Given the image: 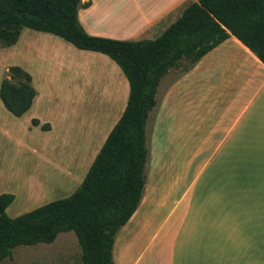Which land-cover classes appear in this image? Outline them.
Listing matches in <instances>:
<instances>
[{"label":"crops","instance_id":"0c3cea01","mask_svg":"<svg viewBox=\"0 0 264 264\" xmlns=\"http://www.w3.org/2000/svg\"><path fill=\"white\" fill-rule=\"evenodd\" d=\"M87 1L90 6L79 9L78 18L88 34L129 41L139 40V36L144 35L141 29H155L166 22L165 28L168 27L188 5V0H151L148 4L132 0L130 7L119 13L114 11L117 13L114 20L122 28L113 31L85 23V13L94 15L96 22L103 17V8L94 0H83V3ZM172 13L177 15L167 20ZM106 17L110 18L111 14ZM28 43L19 44L21 56L26 58L28 50L34 56H44L42 49ZM80 51L89 52L90 56L115 70L107 59H100V53ZM69 68L74 66L69 65ZM177 68L168 71L158 88L163 84L164 115L168 101L172 97L178 99L182 115L178 133L180 139L191 140L190 155L195 157L196 178L175 201L170 202L167 195L155 197L156 186L150 185L148 176L138 208L115 235L114 264H264V64L230 36L193 65ZM84 72L80 70V77ZM76 73L78 76L79 72ZM158 88L156 97L161 92V87ZM38 99L36 91L26 113ZM125 105L126 102L121 104L110 130ZM154 108L158 109L157 99ZM173 114L169 113V116ZM158 115L156 110L154 124ZM52 117L31 118L21 143L27 144L28 134L38 130L44 141L36 154L44 156L50 150L54 157L59 152L66 153L68 174L77 171V163L83 162L80 166L83 169L89 158V169L103 145H97L93 150L97 143L96 133L83 132L78 139L72 140L71 123L63 128L65 131L60 130L58 126L63 123L58 119L59 113L54 112ZM33 120L39 125H34ZM148 122L146 137L150 134L148 130L153 131L150 129L151 117ZM43 123H48L50 128L41 131L39 126ZM65 124L68 125L67 120ZM2 130L0 134H3ZM4 133L9 135L8 131ZM108 133L105 132L104 141ZM91 150L92 158L88 156ZM207 171H210V181H199ZM177 182L174 180L165 190L172 189ZM197 183L205 189L210 188L211 192L197 193ZM161 210L167 212L159 219Z\"/></svg>","mask_w":264,"mask_h":264},{"label":"trees","instance_id":"16d2710c","mask_svg":"<svg viewBox=\"0 0 264 264\" xmlns=\"http://www.w3.org/2000/svg\"><path fill=\"white\" fill-rule=\"evenodd\" d=\"M89 6L83 0H0L1 46L15 45L24 28L48 33L78 50L107 56L128 83L124 111L70 196L11 218L6 209L14 195L0 194V264L11 259L16 247L51 244L65 232L76 236L81 264H114L115 235L142 199L146 124L161 79L183 61L193 65L230 36L264 64V0H196L157 37L137 41L88 34L78 12ZM31 82L19 66L9 67L0 82V101L15 117L32 106L36 91Z\"/></svg>","mask_w":264,"mask_h":264},{"label":"rangeland","instance_id":"374dc122","mask_svg":"<svg viewBox=\"0 0 264 264\" xmlns=\"http://www.w3.org/2000/svg\"><path fill=\"white\" fill-rule=\"evenodd\" d=\"M94 1L96 5L103 8V17L96 22L94 15L85 13L84 20L90 25H98L101 30L121 29L122 27L114 20L117 17L115 12L119 13L133 5L132 0ZM139 1L142 4H148L151 0ZM192 1L196 0H188L187 3ZM107 11L111 14L108 19H106V15H109ZM172 14L167 20L177 15V13ZM166 24L167 22L155 29H141L144 35L139 36V40L154 39L162 32ZM20 39L11 47L0 45V82L8 77L9 67L20 66L31 75L32 86L37 91L40 103L37 102L31 111L23 116L14 117L4 109L0 101V129H3V134H0V194L14 195V201L6 210L11 218L51 201L70 196L83 181L91 160L89 158L86 160L83 169H80L83 162L77 163V171H70L68 174L66 153L59 152V155L54 157L50 150L44 156L36 154V149L44 141L43 134L38 130L28 134L30 141L28 140L27 144L21 143V140L24 141L23 135L30 127V119L35 116L52 117L54 112H57L58 119L63 123L58 126L60 130L71 123L70 133L74 134L72 140L78 139L83 132L96 133L94 138L97 143L93 146L94 150L97 145L103 144L105 132L108 133L107 130H110L114 124L121 104L126 102L128 97L125 77L107 56L99 54L100 59H107L111 65H114L115 70L90 56L89 52L83 53L51 34L24 29ZM22 42H29L28 44L33 48L42 49L44 56L41 58L38 55L34 56L28 50V55L24 58L19 50V44ZM69 65L79 69H70ZM188 65V61H183L177 69H184ZM81 69L85 71L83 77H80ZM74 72H79L78 76ZM162 85H160L159 97H156L159 110L154 108L155 110L153 109V112L149 114L153 122L150 129L153 131L148 130L150 134L146 137L149 153L145 167V181L149 176L150 185L156 186V198L167 195L170 202H173L196 178L195 157L190 155L191 140L180 139L178 133L182 115L176 97L168 101L166 115H164ZM156 110L159 115L154 124ZM169 113L175 114L170 117ZM66 120L68 125L65 124ZM148 123L147 120L146 128ZM42 126H48V128L44 129ZM42 126H39L41 131L50 128L48 123H43ZM4 131H8L9 135L6 136ZM93 150L88 155L91 158ZM177 174L178 179H176ZM174 180H178L176 185L166 191L165 189ZM199 181H210V171L205 172ZM201 185L196 184L197 193H203L204 190L211 192L210 188L205 189ZM166 212L167 210L165 212L161 210L158 218L162 219ZM80 258L81 249L76 236L73 232H65L60 233L51 244L16 247L12 250L11 259H5L1 264H81Z\"/></svg>","mask_w":264,"mask_h":264},{"label":"water","instance_id":"95a60500","mask_svg":"<svg viewBox=\"0 0 264 264\" xmlns=\"http://www.w3.org/2000/svg\"><path fill=\"white\" fill-rule=\"evenodd\" d=\"M20 15H22V13H20Z\"/></svg>","mask_w":264,"mask_h":264}]
</instances>
